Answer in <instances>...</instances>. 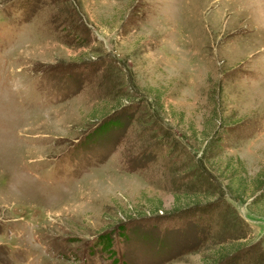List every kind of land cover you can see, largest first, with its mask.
<instances>
[{"label":"rangeland","instance_id":"1","mask_svg":"<svg viewBox=\"0 0 264 264\" xmlns=\"http://www.w3.org/2000/svg\"><path fill=\"white\" fill-rule=\"evenodd\" d=\"M258 172L264 0H0V264H264Z\"/></svg>","mask_w":264,"mask_h":264},{"label":"trees","instance_id":"2","mask_svg":"<svg viewBox=\"0 0 264 264\" xmlns=\"http://www.w3.org/2000/svg\"><path fill=\"white\" fill-rule=\"evenodd\" d=\"M264 175L257 173L254 176L253 183L249 188L243 191L244 195H249L251 198L247 203V210L254 214L264 217ZM242 195V192H241ZM238 197V196H237ZM259 207L257 210L253 207Z\"/></svg>","mask_w":264,"mask_h":264}]
</instances>
